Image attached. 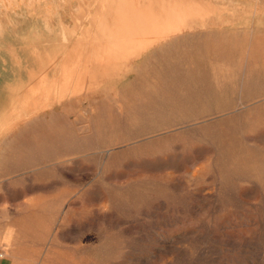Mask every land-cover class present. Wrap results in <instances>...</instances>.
Wrapping results in <instances>:
<instances>
[{"label": "rangeland", "instance_id": "obj_1", "mask_svg": "<svg viewBox=\"0 0 264 264\" xmlns=\"http://www.w3.org/2000/svg\"><path fill=\"white\" fill-rule=\"evenodd\" d=\"M106 9L0 0V264H264V46L109 54Z\"/></svg>", "mask_w": 264, "mask_h": 264}, {"label": "crops", "instance_id": "obj_2", "mask_svg": "<svg viewBox=\"0 0 264 264\" xmlns=\"http://www.w3.org/2000/svg\"><path fill=\"white\" fill-rule=\"evenodd\" d=\"M102 17L101 48L109 54L148 49L167 55L181 40L182 48L198 42L217 59L231 61L239 51L248 58L250 49L264 46V0H107Z\"/></svg>", "mask_w": 264, "mask_h": 264}, {"label": "bare ground", "instance_id": "obj_3", "mask_svg": "<svg viewBox=\"0 0 264 264\" xmlns=\"http://www.w3.org/2000/svg\"><path fill=\"white\" fill-rule=\"evenodd\" d=\"M55 54H56V51H55ZM57 55V54H56Z\"/></svg>", "mask_w": 264, "mask_h": 264}]
</instances>
